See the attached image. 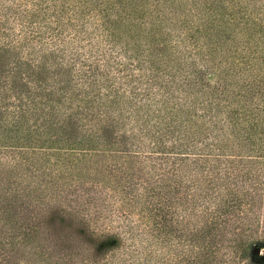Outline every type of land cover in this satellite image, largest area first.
I'll list each match as a JSON object with an SVG mask.
<instances>
[{
  "label": "trees",
  "instance_id": "obj_1",
  "mask_svg": "<svg viewBox=\"0 0 264 264\" xmlns=\"http://www.w3.org/2000/svg\"><path fill=\"white\" fill-rule=\"evenodd\" d=\"M257 3L0 0V264H67L76 236L94 261L117 248L119 233L76 216L83 201L74 215L44 201L88 176L84 201L111 210L104 185L124 219L139 209L149 243L179 238L160 264H264Z\"/></svg>",
  "mask_w": 264,
  "mask_h": 264
},
{
  "label": "rangeland",
  "instance_id": "obj_2",
  "mask_svg": "<svg viewBox=\"0 0 264 264\" xmlns=\"http://www.w3.org/2000/svg\"><path fill=\"white\" fill-rule=\"evenodd\" d=\"M151 2L153 3V1ZM255 2H258L257 5H259V3H263L264 0H255ZM16 29H18V27H16ZM89 49L90 43H88V46L85 48V50L89 51ZM86 53H88L86 55L90 57L89 52ZM206 80L210 81L212 84L216 82L214 75L207 76ZM1 159L6 160L7 157L4 155L1 157ZM84 182L85 184H80V187L78 188L74 187L76 182H70L67 185H63L61 194L66 196L59 197L60 202L53 203L54 199L51 197L50 192L46 193L44 201L56 205V207L59 209H66L64 211L65 213H72L73 215L75 214V211L78 210L76 209L77 201H83L84 205H86V208H83L82 212L80 213L78 210L76 216L89 220L92 224L91 229L97 235H99L100 233H119L121 235V242L119 243V246L113 251H110L106 255L96 257V261H94L91 257L93 249L91 248L89 242L86 243L85 241H82L81 238H78V236L71 237L69 238V244H67L70 246H68L65 251H58V254L64 257L67 264H150L149 261H156L154 264H160V262L157 261L173 253V248H175V245L180 241L178 237H171L168 243L165 245L164 243L163 245H161V243L158 242L149 243V234L147 233V231H143V228H145L146 224H142L141 226L137 225L139 221H141L144 217L140 215L141 213H139V209L135 212L129 213L128 219H124L117 210V206L121 204V201H119V199H116L112 195L110 196V194L112 193L111 189L105 187L104 185H99V189L97 190H102V192L100 191L102 194L98 193L97 195L101 196L103 195V193H106V195L104 196L110 199L111 202L114 201V207L110 210L109 208H105V205H102L101 202H99L97 205L90 204L87 201H84L85 199L89 201L90 196L93 195V193L90 192V186L92 183V181H90V176L85 178ZM69 200H71V202H69ZM181 208L182 206L178 204H175L172 207V209H174L175 211L176 221H181V215L185 211ZM95 213H99V217L96 218L94 215ZM62 218L63 220H66V217L62 216ZM126 224L135 225L133 230L134 235H131L128 232V229H126ZM66 231L67 230L64 229L62 233L65 235V238H68V233H66ZM19 243L23 245L26 242L22 237H20ZM44 243L45 241L43 242V245H45ZM37 255L38 253H33L34 258H37ZM257 258H252V260H258ZM175 259L176 258H174V260ZM252 260L251 256L245 257L244 259L246 264H250ZM21 262L22 261H20V263H17V260H13L12 262H10V264H25ZM43 264H45V262H43Z\"/></svg>",
  "mask_w": 264,
  "mask_h": 264
},
{
  "label": "water",
  "instance_id": "obj_3",
  "mask_svg": "<svg viewBox=\"0 0 264 264\" xmlns=\"http://www.w3.org/2000/svg\"><path fill=\"white\" fill-rule=\"evenodd\" d=\"M256 250H258V249L256 248Z\"/></svg>",
  "mask_w": 264,
  "mask_h": 264
}]
</instances>
